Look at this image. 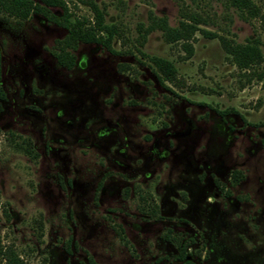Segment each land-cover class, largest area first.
Returning a JSON list of instances; mask_svg holds the SVG:
<instances>
[{"label": "rangeland", "instance_id": "374dc122", "mask_svg": "<svg viewBox=\"0 0 264 264\" xmlns=\"http://www.w3.org/2000/svg\"><path fill=\"white\" fill-rule=\"evenodd\" d=\"M93 2L115 52L0 12V248L27 264H264L262 22L229 0ZM237 44L258 57L237 65Z\"/></svg>", "mask_w": 264, "mask_h": 264}, {"label": "trees", "instance_id": "16d2710c", "mask_svg": "<svg viewBox=\"0 0 264 264\" xmlns=\"http://www.w3.org/2000/svg\"><path fill=\"white\" fill-rule=\"evenodd\" d=\"M94 12V21L86 18L72 17L67 10L64 0H0V12L12 16L20 21L25 20L32 14H39L45 19L64 27L68 31V37L74 45L79 42L96 43L103 46L110 52H115L112 48V40L118 35V28L103 21V14L94 4L93 0H84ZM241 16L245 19L258 18L264 26V13L260 12L258 6L252 0H229ZM57 8L62 11L56 14L52 9ZM226 45V44H225ZM225 50L232 55L234 62L246 67L251 61L258 57V50L252 45H229ZM59 58H63L60 57ZM65 60L59 59L66 66L72 65V56L65 55ZM151 67L155 71L158 81L174 83L176 78V68L167 59L149 56ZM25 150L29 152L28 146ZM183 254L179 258H183ZM0 264H27L24 259L11 247L0 248ZM89 264H97L89 259Z\"/></svg>", "mask_w": 264, "mask_h": 264}, {"label": "flooded vegetation", "instance_id": "af4514ba", "mask_svg": "<svg viewBox=\"0 0 264 264\" xmlns=\"http://www.w3.org/2000/svg\"><path fill=\"white\" fill-rule=\"evenodd\" d=\"M179 259H181V258H179Z\"/></svg>", "mask_w": 264, "mask_h": 264}]
</instances>
